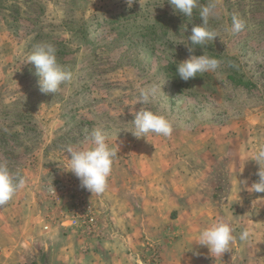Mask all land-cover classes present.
Listing matches in <instances>:
<instances>
[{
	"label": "rangeland",
	"instance_id": "obj_1",
	"mask_svg": "<svg viewBox=\"0 0 264 264\" xmlns=\"http://www.w3.org/2000/svg\"><path fill=\"white\" fill-rule=\"evenodd\" d=\"M217 3L219 37L190 53L202 20L169 0H0V160L27 178L0 206V264H264V193L248 190L264 143V0ZM233 15L246 27L229 34ZM44 42L73 72L56 94L23 63ZM203 52L215 72L176 75ZM149 85L161 90L144 107L172 122L170 137L129 131ZM96 127L117 151L100 195L67 171V147ZM222 216L237 240L213 257L195 240Z\"/></svg>",
	"mask_w": 264,
	"mask_h": 264
},
{
	"label": "clouds",
	"instance_id": "obj_2",
	"mask_svg": "<svg viewBox=\"0 0 264 264\" xmlns=\"http://www.w3.org/2000/svg\"><path fill=\"white\" fill-rule=\"evenodd\" d=\"M169 3L186 18L192 17L194 10H198L202 23L192 28V35L188 38L191 41L188 45L190 53L195 47L204 46L208 41H214L219 37V33L209 27L210 19H218L222 15L217 0H208L205 4H200L199 0H169ZM245 27V21L233 15L225 31L229 34L240 33ZM23 63H31L35 66L39 77L38 85L43 93L56 94L61 90L62 85L68 84L74 78L73 72L58 61L57 49L52 43L44 42L36 45ZM220 63V60L204 52L199 56L190 55L188 59L176 64V75L187 81L204 73L215 72L220 67ZM158 90H161V86L149 85L138 89L136 104L140 103L143 106L134 113V120L131 122L133 128L129 130L136 138H146L149 134L165 138L172 135V122L166 116L144 107L152 102ZM66 151L67 171L77 177L80 186L92 195L103 194L107 189L114 159L117 156L109 134L101 127H96L84 142L69 145ZM250 159L259 166L256 172L259 179L252 183L248 190L264 193V143L255 150ZM26 183L25 176L14 171L6 161L0 160V206L7 205L19 191L25 188ZM234 233L232 218L222 216L201 227L195 243L207 247L213 257H222L236 242L237 236ZM248 238L249 231L247 228L242 229L238 239L246 241Z\"/></svg>",
	"mask_w": 264,
	"mask_h": 264
},
{
	"label": "built area",
	"instance_id": "obj_3",
	"mask_svg": "<svg viewBox=\"0 0 264 264\" xmlns=\"http://www.w3.org/2000/svg\"><path fill=\"white\" fill-rule=\"evenodd\" d=\"M84 220L86 221V219H84ZM86 222H88V223H90V224H94V222H95V218L90 216V217L87 219Z\"/></svg>",
	"mask_w": 264,
	"mask_h": 264
},
{
	"label": "trees",
	"instance_id": "obj_4",
	"mask_svg": "<svg viewBox=\"0 0 264 264\" xmlns=\"http://www.w3.org/2000/svg\"><path fill=\"white\" fill-rule=\"evenodd\" d=\"M243 83H245V84H248V83H249V81H248V80H246V81H243Z\"/></svg>",
	"mask_w": 264,
	"mask_h": 264
},
{
	"label": "crops",
	"instance_id": "obj_5",
	"mask_svg": "<svg viewBox=\"0 0 264 264\" xmlns=\"http://www.w3.org/2000/svg\"><path fill=\"white\" fill-rule=\"evenodd\" d=\"M25 205V204H24Z\"/></svg>",
	"mask_w": 264,
	"mask_h": 264
}]
</instances>
